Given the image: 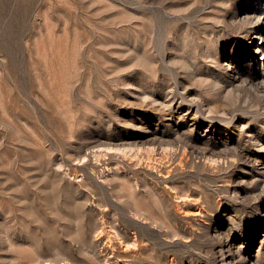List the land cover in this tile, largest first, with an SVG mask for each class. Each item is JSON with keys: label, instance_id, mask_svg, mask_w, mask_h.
Segmentation results:
<instances>
[{"label": "rangeland", "instance_id": "rangeland-1", "mask_svg": "<svg viewBox=\"0 0 264 264\" xmlns=\"http://www.w3.org/2000/svg\"><path fill=\"white\" fill-rule=\"evenodd\" d=\"M1 2L0 264H264V0ZM23 183L85 189L59 253Z\"/></svg>", "mask_w": 264, "mask_h": 264}, {"label": "bare ground", "instance_id": "bare-ground-1", "mask_svg": "<svg viewBox=\"0 0 264 264\" xmlns=\"http://www.w3.org/2000/svg\"><path fill=\"white\" fill-rule=\"evenodd\" d=\"M6 1V0H5ZM15 1V0H14ZM19 1V0H18ZM184 1V0H183ZM21 2V1H20ZM19 2V3H20ZM161 2V1H160ZM164 2V1H163ZM187 2V1H186ZM199 2V1H198ZM0 3H2L1 2V0H0ZM16 3V2H15ZM18 3V4H19ZM176 3V2H175ZM178 4V3H177ZM199 4V3H198ZM1 5V4H0ZM7 5V4H6ZM20 5V4H19ZM169 5V4H168ZM3 7H4V5H2ZM26 6V5H25ZM16 7V6H15ZM19 7V6H18ZM2 8V7H1ZM13 8V7H12ZM20 8V7H19ZM167 8V7H166ZM169 8V7H168ZM186 8V7H185ZM195 8H196V6H195ZM182 9H184V8H182ZM193 9V8H192ZM5 10V9H4ZM22 10V9H21ZM149 10V9H148ZM177 10H179V9H177ZM194 10V9H193ZM196 10V9H195ZM18 11H19V9H18ZM26 11V10H25ZM24 11V12H25ZM171 11H172V9H171ZM175 11V10H174ZM187 11V10H186ZM157 12V11H156ZM178 12V11H177ZM20 13H22V12H20ZM1 14V13H0ZM14 14H15V12H14ZM158 14V13H157ZM5 15V14H4ZM20 15V14H19ZM151 15V14H150ZM187 15H188V13H187ZM158 16V15H157ZM180 16V15H179ZM47 17V16H46ZM175 17H178V15L177 14H174V18ZM195 17V16H194ZM48 18V17H47ZM149 18V17H148ZM181 18V17H180ZM195 19V18H194ZM197 20V19H196ZM1 23V22H0ZM0 25H2V24H0ZM151 25H153V24H151ZM226 25V24H225ZM230 25V24H229ZM231 26V25H230ZM154 28V27H153ZM233 28V27H232ZM227 29V28H226ZM148 31V30H147ZM228 31V30H227ZM151 32V31H150ZM18 35V34H17ZM149 35V34H148ZM8 38V37H7ZM15 38V37H14ZM158 44V43H157ZM209 47V46H208ZM160 48V47H159ZM174 48V47H173ZM176 48V47H175ZM211 48V47H210ZM214 49L216 50V47H214ZM158 50V49H157ZM176 51V50H175ZM179 53V52H178ZM212 53V52H211ZM160 54V53H159ZM181 54V53H180ZM189 54V53H188ZM201 54V53H200ZM205 54V53H204ZM185 55V54H184ZM214 57V59L216 58L215 56H212V58ZM178 58H180L179 59V62H180V67H182V69H183V72L186 74V75H188V76H190V74L191 73H193L192 71L194 70V68L192 67V64L190 63V61H188V58L186 57H178ZM159 59V58H158ZM174 59V58H173ZM193 61V60H192ZM178 64V63H177ZM13 65V64H12ZM194 65V64H193ZM193 69V70H192ZM13 71V70H12ZM197 71V70H196ZM10 73H12V72H10ZM183 73V74H184ZM1 77V76H0ZM22 77V76H21ZM10 78V77H9ZM23 78V77H22ZM186 78V77H185ZM4 79V78H3ZM194 79H195V77H194ZM9 80V79H8ZM3 81V80H2ZM18 81V80H17ZM201 81V80H200ZM43 82V81H42ZM217 79H212V80H210V82H207L210 86H213V85H217ZM16 83V82H15ZM18 83V82H17ZM20 83V82H19ZM196 83V82H195ZM206 83V84H207ZM20 84H22V83H20ZM27 84V83H26ZM4 85V84H3ZM24 86V85H23ZM43 86V85H42ZM25 87V86H24ZM0 88H3V87H0ZM5 91V90H4ZM12 92V91H11ZM23 92V91H22ZM8 94V93H7ZM230 94V93H229ZM14 95V94H13ZM16 96V95H15ZM14 96V97H15ZM232 96V95H231ZM3 98V97H2ZM15 100V99H14ZM231 103V102H230ZM9 104H11V103H9ZM229 104V103H228ZM9 109V108H8ZM8 111V110H7ZM9 112V111H8ZM19 173V172H18ZM26 173V172H25ZM23 175H24V173H22ZM22 174L20 173V175L22 176ZM26 174H28V173H26ZM25 174V176H24V178H27L28 179V181L31 179V178H28L29 177V174H28V177H27V175ZM36 174V173H35ZM39 174V173H38ZM7 175V174H6ZM15 176V175H14ZM20 176V177H21ZM31 177L32 176H34V174L33 175H30ZM12 177V176H11ZM19 177V178H20ZM23 177V176H22ZM36 178H38L39 176H35ZM44 176H41V178H43ZM13 178V177H12ZM34 178V177H33ZM32 178V179H33ZM51 179H52V177H50ZM56 178V177H55ZM17 179V178H16ZM22 179V178H21ZM26 179V180H27ZM35 179V178H34ZM46 179V178H45ZM57 179V178H56ZM13 180H14V178H13ZM22 180H24V179H22ZM40 180V179H39ZM38 180V181H39ZM32 181H35V180H32ZM46 181V180H45ZM44 180H43V182H45ZM48 181V180H47ZM50 181V180H49ZM18 182V181H17ZM20 182V181H19ZM27 182V181H26ZM31 182V181H30ZM40 182V181H39ZM29 183V182H28ZM56 183V182H55ZM54 183V184H55ZM8 184H10V183H8ZM21 184V183H20ZM37 184V182L35 183V185ZM34 185V186H35ZM69 185V184H68ZM129 185V184H128ZM10 186H12L11 184H10ZM16 186V185H15ZM37 186V185H36ZM52 186H54L53 184L50 186V189H49V191L48 192H45L44 194H42L41 193V191L42 192H44L43 190H45L44 188H43V190L42 189H40V191H38V190H32V189H34V188H32V189H24L23 187H24V183H23V186L21 185V189L23 188V190H21V189H16L15 191H14V189H15V187H14V189H11V188H9V189H11V190H13V191H9V189H8V187L9 186H7V189H8V191L9 192H7V194L6 193H4V194H6L5 196H4V198L3 199H5L6 201H8V202H10L12 205L11 206H14L13 207V209H14V212L11 214V216H10V218L12 219V218H15V222H17V223H19V222H21V223H27V222H29V221H32V220H35L34 218H33V216L35 215L34 213L36 212V208L37 207H39V206H43L42 204H43V201L42 200H44V203H45V205L47 206V208L49 207V215H48V218L46 219V222L44 223L45 225H46V227H47V230H48V233H49V235L51 236V238H50V236H49V238L50 239H52V241L50 242L51 243V245H52V247H53V249L56 251V253L58 252H60L59 251V248H58V246H56V235L58 234V232H60V231H62L63 230V228L68 224V223H72L73 221H74V218H77V217H74L73 215L75 214H73L72 216L74 217L73 218V220H71L72 222H70V217L68 218V217H66V216H64V213H63V211H64V209L65 208H70L71 210H73V209H78L79 208V206H81V204L82 203H80L79 202V193H81V191L83 190V191H85V189H83V188H81L80 190H76L75 189V191H72V190H70L69 188H63V187H58L56 184H55V187H52ZM64 186H66V184L64 185ZM115 186V185H114ZM113 186V190H114V187ZM123 186V185H122ZM131 186V185H130ZM19 187V186H18ZM43 187V186H42ZM42 187H40V188H42ZM49 187V186H48ZM125 187H126V185H125ZM129 187V186H128ZM4 188V187H3ZM30 188V187H29ZM127 188V187H126ZM5 190H7L6 188H4ZM36 189V188H35ZM110 189V188H109ZM133 189V188H132ZM129 190V194H127V195H130L131 197H132V201H131V204L130 203H128V204H130L129 206H130V208H131V210H132V215H133V217L132 218H130V220L131 221H135V219H136V217H141L142 216V218L144 219H146V218H149V217H151L152 216V214H149V212L147 211L148 209H146V208H142L138 203H137V201L135 200V198H134V194H137V193H135V190ZM127 191H128V189H127ZM145 192V194H146V196H150L151 195V193H152V189L151 188H149L148 190H144ZM94 192H95V190H94ZM87 193V192H86ZM142 193H143V191H142ZM144 193H143V195H144ZM47 194V195H46ZM94 194V193H93ZM46 195V196H45ZM154 195V194H153ZM68 196H70L71 197V199H67L68 198ZM97 196V195H96ZM69 197V198H70ZM2 197H0V199H1ZM46 198H47V200H46ZM100 198V197H99ZM130 198V197H129ZM158 199L160 200V198L158 197ZM128 200V199H127ZM127 200H125V201H127ZM156 200H157V198H156ZM23 201H26V203L24 202V205L22 204V202ZM80 201H81V199H80ZM97 201H99V199L97 200ZM8 202H7V204H8ZM83 202V201H82ZM85 202V201H84ZM87 202V201H86ZM93 202V201H92ZM92 202H89V203H87L88 205H90V207L92 206ZM1 203V202H0ZM78 203H80V205L78 206L77 204ZM154 203H155V200H154ZM85 204V203H84ZM77 205V206H76ZM127 205V204H126ZM160 205V204H159ZM158 204H157V207L159 206ZM7 206H9V204L7 205ZM77 208H76V207ZM128 206V207H129ZM161 206H162V204L160 205V208H161ZM45 207V206H44ZM6 208H8V207H6ZM159 208V207H158ZM9 209V208H8ZM43 209V208H42ZM107 208H104V210H106ZM10 210V209H9ZM20 211V213L21 214H19V211ZM130 210V211H131ZM139 210H140V212H139ZM141 210L143 211V212H141ZM8 211V210H7ZM145 211H147L148 212V215H146V213H145ZM160 211V210H159ZM8 212H10V211H8ZM27 214H26V213ZM161 212H162V210H161ZM37 213V212H36ZM142 213H145V214H142ZM34 214V215H33ZM38 214V213H37ZM107 214V213H106ZM31 216V217H28V216ZM33 215V216H32ZM69 215V214H68ZM76 215V214H75ZM78 215V214H77ZM9 218V217H8ZM107 218V217H106ZM105 218V219H106ZM145 219H144V221H145ZM107 220V222L109 221L108 219H106ZM106 220L104 221V222H106ZM19 221V222H18ZM26 221V222H25ZM36 221V220H35ZM111 222V221H110ZM35 223V222H34ZM112 223V222H111ZM110 223V224H111ZM38 225V224H37ZM72 225V224H71ZM3 227V226H2ZM18 227H20V226H18ZM28 227V226H27ZM38 227V226H37ZM72 227V226H71ZM71 227H69V228H71ZM21 228V227H20ZM0 229H2L1 228V226H0ZM16 229H17V227H16ZM66 229V228H65ZM64 229V230H65ZM72 229H73V227H72ZM76 230H78L77 229V227L75 228ZM3 230V229H2ZM5 230V229H4ZM46 230V229H45ZM71 230V229H70ZM74 230V229H73ZM102 230V229H101ZM22 231V230H21ZM71 232H73L72 230H71ZM71 232H70V234H71ZM78 232V231H77ZM136 232V231H135ZM76 233V231L74 232V233H72V234H75ZM69 234V233H68ZM78 234V233H77ZM89 234V233H88ZM136 235V234H135ZM71 236V235H70ZM74 237H75V240H74ZM77 237V238H76ZM79 236H72V238H73V240H74V242L75 241H77L76 243L78 244L77 246H78V248H83L84 247V245H85V243L83 242V241H78V240H76V239H79L78 238ZM81 240H83L82 238H80ZM79 239V240H80ZM50 243H48V244H50ZM89 244V243H88ZM87 244V245H88ZM89 246V245H88ZM49 248V247H48ZM77 248V247H76ZM50 249H51V247H50ZM52 249V250H53ZM84 249V248H83ZM82 249V250H83ZM81 250V249H80ZM64 252V251H63ZM61 254V253H60ZM63 254V253H62ZM63 255H65V254H63ZM68 257H66L67 259H68V261H69V259H71L72 257L70 256V255H67ZM87 257V256H86ZM89 257V256H88ZM66 259V260H67ZM108 260V259H107ZM107 262V261H106ZM114 264V263H113ZM116 264V263H115Z\"/></svg>", "mask_w": 264, "mask_h": 264}]
</instances>
